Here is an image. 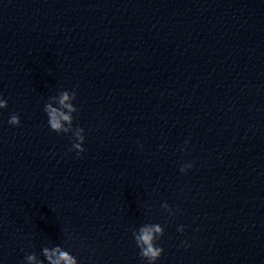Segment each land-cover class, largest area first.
I'll return each instance as SVG.
<instances>
[{"label":"clouds","instance_id":"obj_1","mask_svg":"<svg viewBox=\"0 0 264 264\" xmlns=\"http://www.w3.org/2000/svg\"><path fill=\"white\" fill-rule=\"evenodd\" d=\"M76 99L75 91H61L59 95L49 97L45 103L44 112L48 117V125L50 129L56 133H71L73 143L69 152L75 150L79 157L85 151L83 147L85 142L84 128L73 127L74 116L77 108L74 106L73 101ZM55 104V106H54ZM7 108V101L0 98V109ZM8 123L14 126H19L20 117L17 114H12ZM188 141H185L187 146ZM193 167L191 162L181 166V173H186ZM167 211L170 216L175 215V211L169 207L167 203L161 206ZM178 211V210H177ZM179 232L184 231V226L181 225L177 229ZM136 246L139 248V255L142 260H146L147 264H156V261L162 256L164 249L157 246L159 241L164 235V229L160 224H145L138 230L132 233ZM186 244V242H184ZM42 255L47 261V264H78L77 258L71 255L68 251L64 250L61 246L43 247ZM25 264H45V260L38 258L35 252L26 254L24 257Z\"/></svg>","mask_w":264,"mask_h":264}]
</instances>
